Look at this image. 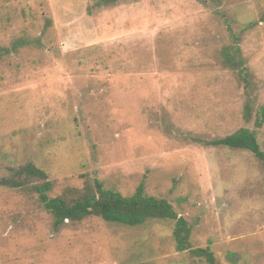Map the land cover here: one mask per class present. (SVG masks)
<instances>
[{
	"label": "rangeland",
	"instance_id": "obj_1",
	"mask_svg": "<svg viewBox=\"0 0 264 264\" xmlns=\"http://www.w3.org/2000/svg\"><path fill=\"white\" fill-rule=\"evenodd\" d=\"M102 1L0 0V179L34 164L50 196L143 183L192 248L264 264V163L209 144L255 129L244 107L264 105V0ZM52 222L36 193L0 186V264H206L177 251L175 220Z\"/></svg>",
	"mask_w": 264,
	"mask_h": 264
},
{
	"label": "trees",
	"instance_id": "obj_2",
	"mask_svg": "<svg viewBox=\"0 0 264 264\" xmlns=\"http://www.w3.org/2000/svg\"><path fill=\"white\" fill-rule=\"evenodd\" d=\"M102 2L107 4L111 0ZM234 51L240 52V48L235 44ZM231 64L232 68L239 69V77L247 83L248 72L246 68H242L243 64L238 61H231ZM253 115L255 129L241 128L233 134L209 141V144L250 151L264 163V150L256 131L264 123V105L257 107L253 113L252 106L246 103L245 118L250 120ZM36 180L43 182L32 184ZM0 186L22 188L36 193L43 208L53 217V229H58L66 221L80 222L87 217H99L107 222L129 226L141 225L149 219L175 220L173 236L177 251L189 250L206 264H220L209 247H191V228L187 221L179 216L164 198L145 194L143 183H140L130 196H122L107 189L98 180L94 181V186L87 185L83 191L70 188L63 194L50 196L52 183L47 179L46 173L34 164H27L12 170L9 177L0 179Z\"/></svg>",
	"mask_w": 264,
	"mask_h": 264
}]
</instances>
